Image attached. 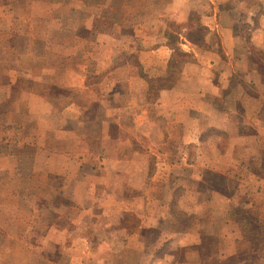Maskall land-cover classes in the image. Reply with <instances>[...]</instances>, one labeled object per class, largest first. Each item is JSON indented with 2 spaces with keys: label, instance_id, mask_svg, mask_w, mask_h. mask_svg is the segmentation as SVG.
Listing matches in <instances>:
<instances>
[{
  "label": "crops",
  "instance_id": "obj_1",
  "mask_svg": "<svg viewBox=\"0 0 264 264\" xmlns=\"http://www.w3.org/2000/svg\"><path fill=\"white\" fill-rule=\"evenodd\" d=\"M73 1L0 3V111H6L0 117V184L23 194L28 189L16 177L40 170L71 182L58 191L68 200L64 210L73 228L52 224L46 233L50 240L57 234L70 239L68 264H86L84 257L97 247L94 225L117 229L113 221L127 215L136 221L125 229L121 249L97 244L111 257L135 250L167 264H230L235 255L262 254L249 236L247 213L254 203L244 197L264 184V23L254 21L264 15V0H255L259 6L250 18L245 14L252 0H237L243 19L222 27L218 18L231 16V9L220 11L216 1L229 0H206L213 9L203 14L205 24L211 33L221 32V45L205 50L179 34L178 50L192 56L181 68L168 29L187 24L201 0ZM247 27H253L251 39ZM83 31L91 33L90 41ZM53 36L60 54L40 57L35 43L53 49ZM135 51L138 58L131 60ZM124 53L130 57L120 60ZM74 56L78 65L71 69ZM125 87L129 95L120 102L119 88ZM214 133L226 141H215L208 152L203 145ZM121 145L126 150L118 151ZM146 157L156 160L154 169L120 170V161ZM195 164L216 171L226 185L205 183ZM231 178L238 182L234 192ZM135 184L140 197L121 202L113 196ZM71 209L77 216L68 215ZM180 215L186 219L178 227ZM153 232L158 236L151 251ZM168 248L173 250L163 254ZM261 254L247 264H264Z\"/></svg>",
  "mask_w": 264,
  "mask_h": 264
},
{
  "label": "rangeland",
  "instance_id": "obj_2",
  "mask_svg": "<svg viewBox=\"0 0 264 264\" xmlns=\"http://www.w3.org/2000/svg\"><path fill=\"white\" fill-rule=\"evenodd\" d=\"M5 2V0H0V3ZM73 4L74 1L72 0ZM198 8L193 11V13L190 16V21L187 24L184 25H178V24H170L168 29V34L170 33V43L177 48V52L175 54L176 60L178 61V68H181V65H183L190 61L192 59L191 55H186L185 53L179 51V43H180V36L179 34H182L186 36L187 38H190L194 40L197 44L201 46V48H208L212 44L221 45L222 42V34L221 32L218 33L217 31H213V33L210 32V29L207 28V25L205 24V19L203 17V14L209 13L211 11L212 6L209 5L208 1L201 0L198 3ZM23 8L27 7L24 5V2L22 3ZM216 6L220 11L231 9V16H221V18H218L219 27H222L224 23H232V20L236 21L238 23L239 19H243V15H239L238 11V1L237 0H229L225 3V5H222V3H218L216 1ZM258 3L255 2V0H252L248 2V6L246 9H248L247 15L245 14V17H249L251 13L249 11L252 10V8L258 7ZM41 7V5L39 6ZM38 7V8H39ZM262 13V12H261ZM1 18V17H0ZM231 18V19H230ZM111 19H115L112 17ZM118 19V18H117ZM263 19L264 23V15L259 14L258 16H255V22L260 23V20ZM122 20V18H121ZM126 22V21H125ZM4 23H8V21L5 19ZM186 25V26H185ZM243 25V22L242 24ZM251 25V24H250ZM237 27V26H236ZM248 28V27H247ZM250 28V27H249ZM248 28V29H249ZM253 28V27H252ZM252 28L248 33L251 32L252 36L249 35V38L251 39L253 37ZM246 31V32H247ZM91 33H88V31L81 32V36L84 38H87L89 41L92 39L90 36ZM24 39V38H23ZM30 39V38H29ZM25 39L23 41V44H31V39ZM51 39V35H50ZM55 39V48H48L45 45H41L39 43H35V45H38V53L47 52L48 55L55 54L52 57L55 59L60 54V50L58 49L57 42L59 41L58 38L53 36V40ZM94 42V41H93ZM91 42V43H93ZM34 45V44H33ZM250 46V51L255 52L256 48L253 47L250 42L248 44ZM53 51V52H52ZM223 50L220 48V53H222ZM76 53V52H74ZM1 54V52H0ZM77 55V54H76ZM129 53H124L120 56V60H126L129 58ZM132 55V54H131ZM137 51L133 54V59L136 60L138 58ZM71 66L73 68H77V57L74 56L71 58ZM56 61V60H55ZM56 66V64H54ZM239 82V81H238ZM243 87H241L242 89ZM237 90V89H235ZM249 93H254V89L248 87L247 88ZM119 99L120 102L124 100V97L126 98L127 95H129V89L125 88H119ZM61 96V95H60ZM60 96L56 95V99L60 98ZM125 101V100H124ZM61 105V102H60ZM2 106V105H1ZM0 106V108H1ZM7 108H11L12 105L7 103ZM6 111H0V117L2 119L4 113ZM12 119V118H11ZM217 137H214L212 141L207 142L205 145H203V148L211 152L213 148H215V141H222L223 145L226 141V136L219 135L218 133ZM99 146V145H97ZM219 147L221 145H218ZM4 146L0 145V153L4 151ZM221 148V147H220ZM118 151H121V149L126 150V145H121L120 148H118ZM142 152V151H141ZM195 152V150H193ZM120 153V152H119ZM116 162V161H114ZM156 160L153 158H147L145 161H129V160H123L120 161V170H132V169H139L142 168V165L145 167L149 166L152 169H154ZM198 165V164H195ZM139 167V168H135ZM200 173L203 175V181L205 183H214V184H222L224 183L226 185L225 180L222 178L221 175L216 173V171H213L210 167L198 165ZM198 171V172H199ZM16 183L23 182L28 190L24 191V193L16 194L12 193L9 189L7 190L6 183L3 182V184H0V189L2 188L3 191H0V264H68L71 261V257L68 253H72L70 248L67 244H69V238L64 236H54L53 238L47 239L46 233L50 230V226L53 224L54 226H60L59 229H63V227L72 229L73 226H70L69 219L64 210L66 207V202L68 201L63 191H58L60 188H62L65 184L64 182L70 186V181L66 179H62L61 177H54V176H48L45 175L43 171L40 170V172H36L33 176H21L16 177ZM127 179L128 177L120 178V180ZM24 179V180H23ZM20 180V181H19ZM202 181V182H203ZM203 182V183H204ZM11 184V183H10ZM16 184V185H17ZM216 184V185H217ZM237 179H232L230 182V189L232 192L236 191L235 187H237ZM253 187L258 188V181H254L252 179ZM203 185V184H202ZM73 187V185H72ZM202 188V187H201ZM263 188V189H262ZM261 188V191H252L251 194H249L247 197H244L245 200H251L254 203V208H252L251 211H248L247 217L250 219V231L249 236L254 238H257V244L261 245L262 247V254H254V252L246 253V254H240L235 255L229 260L230 264H239L242 262L243 264H247L250 260H255L256 256L260 255L264 259V184ZM139 187L137 184L134 185V190H128L125 188L124 190L120 189V192L113 193V196L118 194V197L120 196L121 199H119L121 202H127L129 197L137 198L142 195L141 190L139 191ZM79 195V193H78ZM129 195V196H128ZM179 197H182L183 191L178 192ZM177 195V196H178ZM90 201V199H89ZM87 202V201H86ZM70 203V201H69ZM88 204V203H87ZM65 212H62V211ZM77 210L71 209L68 215L70 217L77 216L76 215ZM182 214V213H180ZM180 222L178 223V227L181 224V220L186 219L184 215L179 216ZM7 220H11V222L7 223ZM135 219L133 218V215H127L122 216V221L118 224L115 223L116 228H113L112 226L103 227V226H97L94 225L96 230H93L91 233L92 236L95 238L96 243H94V246H97L96 249L91 251V253H87V255L84 257L86 264H99L98 260L103 259L104 264H167L164 261L157 262L156 260H150L151 257H143L142 255H138L135 251H128L124 250L118 253V255L115 257H111V252L109 248H101L98 247V243L101 241L107 242L108 245H111V248H118L124 246V242L126 239V231L132 227V225L135 223ZM91 223V222H90ZM99 228L101 231H99ZM127 229V230H125ZM180 229V228H178ZM56 235V234H55ZM115 239H105L106 237ZM158 234L157 233H150L148 235V243H147V249L153 251L154 242L157 239ZM104 238L105 240L99 239ZM134 244H136V241H132ZM137 245V244H136ZM115 250V249H114ZM164 250V249H163ZM173 248L165 249L163 254L170 253ZM175 250V249H174ZM176 251V250H175ZM178 255V253H176ZM156 255V252L155 254ZM110 257V258H109ZM110 259V260H109ZM163 262V263H162ZM228 263V261H227ZM264 263V261H263Z\"/></svg>",
  "mask_w": 264,
  "mask_h": 264
}]
</instances>
